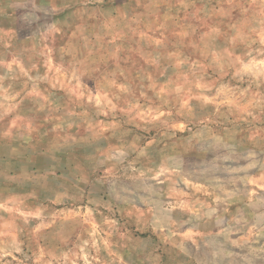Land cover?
<instances>
[{"label": "rangeland", "instance_id": "374dc122", "mask_svg": "<svg viewBox=\"0 0 264 264\" xmlns=\"http://www.w3.org/2000/svg\"><path fill=\"white\" fill-rule=\"evenodd\" d=\"M0 264H264V0H0Z\"/></svg>", "mask_w": 264, "mask_h": 264}]
</instances>
